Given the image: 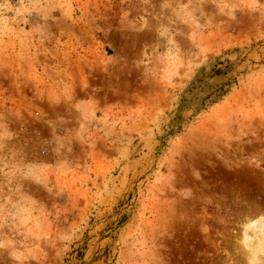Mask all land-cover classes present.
Returning <instances> with one entry per match:
<instances>
[{"label": "rangeland", "instance_id": "obj_1", "mask_svg": "<svg viewBox=\"0 0 264 264\" xmlns=\"http://www.w3.org/2000/svg\"><path fill=\"white\" fill-rule=\"evenodd\" d=\"M264 0H0V264H264Z\"/></svg>", "mask_w": 264, "mask_h": 264}, {"label": "bare ground", "instance_id": "obj_2", "mask_svg": "<svg viewBox=\"0 0 264 264\" xmlns=\"http://www.w3.org/2000/svg\"><path fill=\"white\" fill-rule=\"evenodd\" d=\"M260 224V227H259V229H257V231L258 232H260V233H263V235H264V222L263 221H261V222H259ZM264 237V236H263Z\"/></svg>", "mask_w": 264, "mask_h": 264}]
</instances>
